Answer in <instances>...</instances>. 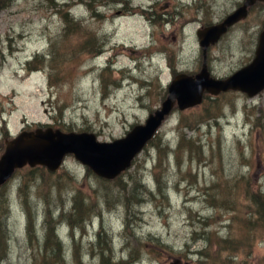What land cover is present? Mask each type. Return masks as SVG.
I'll use <instances>...</instances> for the list:
<instances>
[{
	"label": "rangeland",
	"instance_id": "1",
	"mask_svg": "<svg viewBox=\"0 0 264 264\" xmlns=\"http://www.w3.org/2000/svg\"><path fill=\"white\" fill-rule=\"evenodd\" d=\"M244 1L0 0V158L8 140L39 129L90 133L101 143L125 138L161 109L179 75L200 73L198 31ZM263 30L258 3L207 51L211 77L225 80L251 64ZM181 140L185 147L175 151ZM261 203L264 92L206 93L199 106L176 107L115 180L73 155L55 173L17 171L0 188L8 233L0 264H56L44 250L49 223V246L61 243L62 264H102L92 250L98 230L111 240L107 264H264ZM225 240L237 244L233 253L221 252Z\"/></svg>",
	"mask_w": 264,
	"mask_h": 264
},
{
	"label": "water",
	"instance_id": "2",
	"mask_svg": "<svg viewBox=\"0 0 264 264\" xmlns=\"http://www.w3.org/2000/svg\"><path fill=\"white\" fill-rule=\"evenodd\" d=\"M264 0H245L244 4L221 23L198 31L204 53L203 67L195 76L179 75L169 87V95L161 109L152 114L145 124L135 126L125 138L112 143H101L94 134L65 133L48 129L23 132L7 141L0 158V187L9 182L18 170L45 167L57 172L66 157L73 155L98 177L115 180L129 170L136 158L156 137L160 128L176 107L184 111L202 104L205 94L218 96L230 91L253 98L264 92V30L260 34L255 57L251 64L225 80L211 77L207 51L217 45L230 29L245 21L250 10Z\"/></svg>",
	"mask_w": 264,
	"mask_h": 264
},
{
	"label": "trees",
	"instance_id": "3",
	"mask_svg": "<svg viewBox=\"0 0 264 264\" xmlns=\"http://www.w3.org/2000/svg\"><path fill=\"white\" fill-rule=\"evenodd\" d=\"M153 140L151 142H153ZM150 143L148 144V146L150 145ZM190 146H194V144L191 143ZM176 147L177 148H176L175 151L182 150L185 147L184 140H181L179 142V144H177ZM158 149L160 150V147H158ZM161 165H162V163L160 162V166ZM157 181L159 182L158 179H157ZM145 185H147V184H145ZM135 187H134L135 189H138L139 188L137 186H135ZM155 197L156 196H154V199H155ZM208 201L209 202L211 201V203L213 205H216V206H218V205H220L222 203V202L221 203L217 202V199L214 200V199H210L209 198ZM259 207H260L259 208V211H260V213L262 215L261 223L264 225V203H261V205ZM81 210H82L81 205H75V213H76L75 214V217L78 218V219H80L79 212ZM46 212L47 211H45V213L43 214L45 216L46 220L47 221L52 220L53 214L51 212H49L47 214ZM235 212H236V215L234 217L235 218H240L244 222V224L246 225V227H248V224H247V221H246V217H240L239 216V214H241V212H242L241 209L235 208ZM37 222H38V219H36V215L34 213L30 214V223H29V226H28L29 227L28 232H29L30 235L34 232V230H35V233H36ZM128 224L129 223L126 224L127 227L130 226V224L129 225ZM248 230H251V226H250V228ZM255 230H256V228H255ZM254 231H252V232L249 231V232H246V233L248 235H251V234L254 233ZM105 235H107V232H105L103 230H98V232L96 234V237H95V240L93 241V244H92V246L94 247L92 250H96L100 255L103 256V258L101 259L102 260V264H107V262H106V260H107L106 255L108 253L110 254L111 251H112V246L110 245L111 240H108L107 237H109V236L108 235L105 236ZM7 236H8V233H6L5 231H3V229L0 227V253H1L2 249H3V245L7 242ZM51 237H53V230L50 228V223H49V228H48L47 234H46V242H45V245H44L45 246L44 247V250L47 252V251H49V250L52 249V257L50 256V261L54 258V263H56V264H62V262L64 261L63 260L64 258L61 255V249H62L63 246L61 247V243L60 242H58L56 244L57 247L49 246V240L51 239ZM106 239L108 241H106ZM221 244L222 245H220V243H219V246L221 247V252H231V253H233L235 251V249L237 248V244L235 242L230 241V240H225V241L221 242ZM131 259L134 260L133 262H135V261L138 260V259H136V257H132ZM210 264H216V261L214 259H211L210 260Z\"/></svg>",
	"mask_w": 264,
	"mask_h": 264
},
{
	"label": "bare ground",
	"instance_id": "4",
	"mask_svg": "<svg viewBox=\"0 0 264 264\" xmlns=\"http://www.w3.org/2000/svg\"><path fill=\"white\" fill-rule=\"evenodd\" d=\"M126 9H127V11H128V10L131 11V9H128V8H126ZM127 11H126V12H127ZM131 12L134 13V11H131ZM135 13H136V12H135ZM187 21L189 22V20H187ZM122 50H124V49H122ZM122 50H121V51H122ZM120 55L125 56L126 53L123 51V52L120 53Z\"/></svg>",
	"mask_w": 264,
	"mask_h": 264
},
{
	"label": "flooded vegetation",
	"instance_id": "5",
	"mask_svg": "<svg viewBox=\"0 0 264 264\" xmlns=\"http://www.w3.org/2000/svg\"><path fill=\"white\" fill-rule=\"evenodd\" d=\"M244 2H245V1H244ZM244 2H243V4H244ZM243 4H242V5H243ZM242 5H241V6H242ZM250 11H251V10H250ZM249 14H250V13H249ZM222 21H223V20H222ZM222 21H221V22H222ZM221 22H219V23H221ZM217 24H218V23H217ZM239 24H240V23H239ZM233 28H234V27H233ZM233 28H232V29H233ZM232 29H230V31H231ZM230 31H229V32H230ZM228 34H229V33H228ZM223 38H224V37H223ZM202 67H203V66H202Z\"/></svg>",
	"mask_w": 264,
	"mask_h": 264
}]
</instances>
